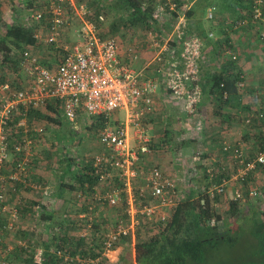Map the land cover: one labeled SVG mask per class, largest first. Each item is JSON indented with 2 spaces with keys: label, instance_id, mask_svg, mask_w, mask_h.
<instances>
[{
  "label": "built area",
  "instance_id": "built-area-1",
  "mask_svg": "<svg viewBox=\"0 0 264 264\" xmlns=\"http://www.w3.org/2000/svg\"><path fill=\"white\" fill-rule=\"evenodd\" d=\"M153 1L156 5L155 20L162 21L165 13H175L178 17L168 36L160 34L157 24L146 32V48L153 52V59L139 69L135 68L142 57L139 50L133 45L123 47L115 37H101L98 24L105 21V16L100 14L97 22L92 20V9L81 1L34 0L33 8L22 17L26 22L43 24L47 32L40 26L35 38L59 48L60 54L56 64L49 67L41 62L36 53L25 50L21 54V67L27 78L24 86L17 90L11 84L0 83V216L6 231H13L20 220L18 207L10 205V200L13 194L15 197L17 184L25 182L24 178L33 162L36 140L32 133L37 136L44 134L42 127L29 125V112L47 109L48 104L53 102L59 104L63 116L73 126L83 115L90 119H104L98 138L105 151L92 160L98 184L93 189L88 210L78 215V235L86 239L97 236L99 231L95 225L102 223L100 212L106 207L115 209L124 206L123 215L110 228L99 233L105 238L103 257L110 258L114 246L122 238L133 234L142 222L168 218L178 198L175 181L158 167L148 170L140 168L144 156L151 151L152 143L144 120L156 111L155 97L160 87L158 80L150 77L147 70L154 63L160 67L170 62L172 69L166 76V89H172L175 98L185 102V112L190 116L188 122L200 130L204 122L197 114L202 79L199 64L205 59L206 51L201 38L186 36L187 15L194 0ZM243 1L249 5L252 20L236 19L227 24L228 28L231 24L235 31H239L253 24L264 41V0ZM218 18L214 7L207 9V21L217 22ZM75 21L79 24L76 38L68 44L65 32ZM174 36L180 41L183 39L179 45V55H175L176 49L170 46ZM208 37L218 40L213 32ZM224 53L233 60L237 59V53L232 50ZM237 86L239 90H244L245 84L239 82ZM221 88L227 99L229 92L226 84L222 83ZM196 116L199 121H192L191 118ZM253 117L254 114L245 121L247 125L251 124ZM258 117L264 120L263 114ZM19 131L24 136L20 141H14L13 132ZM223 150L232 154L241 166V178L264 167V148L258 150L250 161L241 144L232 146L225 143ZM12 156L14 158L11 160ZM10 162L12 165L7 170ZM139 180L143 185L138 187ZM226 182L224 180L210 189L211 197L215 193L223 195L227 191ZM248 196L257 197L258 190L251 188ZM243 198V192L237 190L234 200ZM86 199L85 194L78 195L82 204ZM146 199H153L157 204L147 203ZM214 223L215 220L212 221ZM18 245L25 246L22 242ZM13 251L14 247H2L0 243L3 260ZM94 263L91 261L88 264ZM0 264L8 262L2 261Z\"/></svg>",
  "mask_w": 264,
  "mask_h": 264
},
{
  "label": "trees",
  "instance_id": "trees-1",
  "mask_svg": "<svg viewBox=\"0 0 264 264\" xmlns=\"http://www.w3.org/2000/svg\"><path fill=\"white\" fill-rule=\"evenodd\" d=\"M223 1L224 6L228 11L227 12L223 10V8H221L224 13L230 12V14H237V17L232 18V23L234 22L233 20L242 18L252 20L249 5L245 4L243 0ZM33 2L34 0H25V2L18 4L12 3L14 9V18L12 20V23H6L0 19V26L5 28V30L0 31V83L2 84L9 83V75L15 72L18 67H21L22 52H24L25 50L37 48L42 44L35 38V35L36 30L40 26H43V24L36 25L34 23H30L29 21L26 22L21 18L23 16H19L21 14L23 15L24 13H28L33 8ZM153 2V0H97L95 1L96 5L94 4V7L96 6V9L94 8L95 10H93L94 12L91 18L92 20L96 21L97 17L101 13L103 14V11L105 9L104 7L108 6L106 7L108 10L116 11V15H121L119 20L121 21V23H123V27L134 28L135 26H141L144 27L147 32L151 29L152 25L157 24L162 27V29H159L160 34L168 36L172 32L178 16L175 13H170L168 15H166L167 13H165L162 21L155 20L154 13L156 11V5ZM214 3L215 2L212 0L197 1V6L200 5L198 6V9L187 15L189 23L186 29V36L198 37L203 41L204 38L209 39V33H207V31L203 30L202 28L199 29L201 25L199 23L198 29L201 30L200 33H192L194 25H192L191 19L194 17L200 22L201 19H203V17L205 16V10H207L209 6L214 7L216 10L218 9L217 6L213 5ZM224 6L222 4V7ZM19 18H21L22 20L19 21ZM218 20L221 21V19L219 18ZM225 20L226 23H230L227 18H225ZM101 25L102 23L98 24L100 30L102 27ZM114 27L116 28L115 31H118V27L116 25ZM246 28H254L255 30H257L256 26L253 24L246 26L242 29V31ZM228 31H235L232 28L231 24L228 28ZM101 37L104 36L101 35ZM257 37L264 43V41L259 37V32L257 33ZM182 41H180L177 36H174V38L172 39L170 46L171 49H176L177 53L175 55L180 54L179 45L180 43H182ZM218 41H220V39L217 41L212 40L211 42ZM52 47L54 48L55 46ZM56 49H58L57 52L60 54V49ZM228 50H232L235 54L237 53L238 55H240L236 47L230 42V40L224 41L223 45H220L219 48L217 47L216 53L214 54V58L219 56V60H221V58L223 57L228 59L224 62L227 65L228 69H223L221 71H217L214 69L210 70L208 76H203L201 73V96L198 107L201 104L203 96L206 92L210 93V96L216 95L217 99H219L223 103H229V101L233 99L232 96V98H230L231 93L233 94L236 93V91H242L239 90L237 84L239 82H243L246 85V81L242 77V74H240V72L237 70L236 64L239 62V60H233L231 57H228L224 53ZM171 60L173 62V59H170V61ZM199 67L200 70L203 68L201 65ZM171 69L172 68L170 66V62L161 64L160 67L157 66L156 71L158 72L157 74L158 79L160 80V85H162V83L163 85L166 84V76ZM222 83L226 84V90L229 92V97L227 99L224 98V91L221 88ZM10 84L13 85L12 82ZM245 88L246 86L244 87V90ZM168 91L173 93L172 89H169ZM234 98L236 99L237 97ZM54 107H50L48 104L47 109H49L50 113L58 114L59 116V114L61 113L59 104L56 105V108ZM35 112L37 111H30L29 115ZM253 114L254 117L252 118L251 124L247 125L246 122L245 124L248 127H254L258 123L262 124L263 127H261V129L263 132L259 135L257 140L259 145L258 149L262 150L264 148V120L259 119L258 115H264V107L260 108L259 111H255ZM187 116L190 117L188 113ZM250 116H247L245 118V121ZM90 120L91 121L89 124L92 128H99L104 121L103 118H91ZM191 120L194 122L199 121L197 116L194 119L191 118ZM188 125L189 128H186V132L189 131L190 135L192 136L191 139L193 140H191L190 138L185 139L186 142H183L182 144L187 143V146H192L194 141L198 140V135L202 133V128L200 130H197L192 126L190 127V122H188ZM166 135L168 137L171 136L169 133H167ZM72 138L76 140L75 142H79V137L75 138V136H72ZM203 146H205V144H201L202 148ZM222 151L224 152L223 148ZM61 160H64L63 162L65 168L63 170L56 171V173H58V176H60L61 173V176H63V179L58 180V190H60L61 193L67 191H69V193H74V198L77 200L79 194H85L87 197V199L85 200L86 202L80 205L79 211H87L88 204L91 202L93 189L98 184V177L95 174L93 163L90 160L88 162H80L79 157H75L70 153H66L65 158ZM61 160L59 161L60 163H62ZM248 160L250 161L252 159L248 158ZM220 171L221 173H215L213 177L209 176V174H206L203 180L200 179L199 182H203L204 180H209V178H212V181L211 183H209V185H205V182L203 183L204 185L198 183L197 179L196 182L198 183V187L195 189V191H191L190 193L184 192L181 196L179 190H177L178 198L175 199L176 203L170 209L171 213L166 220H162L159 217L153 220V222H142L134 235L136 237L135 249L137 264H213L210 263V261L207 259L208 248L216 247L218 243H220V241H227L230 244H234L237 239L235 237L230 238L229 233L235 231L237 227H239V229L243 231L247 224L253 226L251 236L256 241H261L262 246H264V220H262L264 218V212L259 214L255 212L253 216H251V218H247V216H244L243 213L239 212L240 202L232 200L229 204V213L230 217H233L234 220L236 219L234 222L236 228H232L230 226L231 224H229L227 220H225L222 213L217 210L216 203L222 196V194L215 193L214 197H211L209 193V187L212 184L215 185L220 183L224 178H229L227 174L223 172V170ZM67 179L70 180L69 184L65 183V180ZM16 194H18V187ZM145 201H147V203L157 204V202H155V200L153 199H146ZM23 205H25V202ZM20 206L21 204L17 205V207H19L18 210L20 212V217L24 219L25 217H28L27 215L30 213V208H28V206ZM115 209L121 211L124 210V208L120 206ZM60 219L54 221L53 224H48V227H46V229L42 228V231H44L45 235L40 241L39 238L41 231L39 232L37 231V229H33V232L31 234L30 230L32 228H29V226L26 230H16V238H19L16 241H23L25 246L17 245L14 248L12 254L17 255L16 258H23L22 264H88L91 261H97L101 258H104L103 251L105 249V238L99 236V232L101 229L100 227L103 225L102 223H99L101 226H99V224L95 225V228L97 227L99 231L98 235L86 239L82 238L80 235H78V233L73 234V232L77 230L76 228H78V219L77 221L73 220L68 222L65 220L61 221ZM213 220H215L214 224H212ZM4 225V220H2L0 216V238H7L6 236L11 233V231H6L4 229ZM74 226H76V228ZM73 227L75 228V230ZM145 231H148L149 233L152 232V234L147 235L150 236L147 239H145V237L147 236L143 235ZM132 236L133 235L131 234L128 237H124L121 239V241L123 239H126L127 243L128 241L132 242ZM0 243L2 247L6 246L2 242ZM37 244L43 251L41 255V262L39 263L36 262L35 247L38 248ZM117 247L118 244L114 246V250H116ZM2 261H7L8 264H17L15 263L14 258L11 259V257H7L3 260L2 256H0V263Z\"/></svg>",
  "mask_w": 264,
  "mask_h": 264
},
{
  "label": "crops",
  "instance_id": "crops-1",
  "mask_svg": "<svg viewBox=\"0 0 264 264\" xmlns=\"http://www.w3.org/2000/svg\"><path fill=\"white\" fill-rule=\"evenodd\" d=\"M197 1L198 0L194 1V4L190 9L189 14L191 12H193L194 10L198 9V6H200V5L197 6ZM212 1H217V0H212ZM221 1H223V0H221ZM19 2L22 3V2H25V0H19ZM208 8H210V6ZM222 8H223V10L225 9V7H222ZM206 11L207 10H205V12ZM225 11H227V10H225ZM24 15H25V13L23 15L21 14L19 16L21 17ZM231 15L237 17L236 16L237 14H235V13H232ZM218 17L221 19V21L218 20L217 23H211L210 21L209 22L207 21L208 25H210L207 28L208 29L207 33H210V32L215 33V36L218 38V40L220 39V41L211 42L212 40L209 41L208 38L207 39L204 38V41L206 43H208L207 45L212 44V45H209V48L207 46V49L205 51H206V53H207V51L209 53L211 52V54L214 55L216 53L217 47L219 48L220 45H223L224 41L230 40V42L236 47L237 51L239 52L241 59L244 58V59L240 60L236 64V66H237V70L240 72V74H242V77L246 81L247 87L245 88L244 91L242 90L241 92L236 91V93H233V94L231 93L230 98L233 97V99H231V101H229V103H223L222 101L217 99L216 95L210 96V93H207V92L204 94L203 100L198 107L199 110H198L197 114H199V116L203 115L205 117V119L202 118L204 120L203 121L204 122L203 127H205V130H202L203 129V127H202V129H201L202 133L200 135H198L199 136L198 140H195L193 144H195L197 146H200L201 144H205V148H204L205 151L202 150L203 151L202 155L206 154L207 163L208 164L210 163V165L212 167L204 168L203 172H206V173L203 175L200 174L199 171L195 170V169H193V171H191L190 173L186 172L185 174L187 176H189V179H191V180H188L187 183L185 181L186 187L183 190L178 188L179 185H177L176 179H173L176 183L177 190L179 189L181 196H182V193H184V192L190 193L191 191H195V189L198 187V185H197L198 183L196 182L197 179L205 176L206 174H209V176L212 177V175L214 176L215 173H221L220 170H223V172L226 173L229 178H231L232 174L234 172H229V170L227 168L228 165L225 164V162L222 161V159H221L222 158L221 156H223L224 154L226 155V153L222 151L223 145L225 143H228L232 146H239V144H241L245 150L246 157L253 159L259 150L258 149L259 145H258V141H257L258 137L263 132L261 129V127H263L261 123H258L256 125L258 127H256V126L248 127L245 124V118L247 116H250V114L252 115L255 111H259L260 108L264 107V57L260 58L259 56H257V58H255V56L248 55V54H251V52L258 55L260 53L259 50H261V52H262V49L264 50V43L258 39L257 35H256V37L254 36V31L257 32V30H252V28H246L243 31L242 30L228 31L227 25L225 24L226 22L224 23V21H225L224 12L221 10H218ZM221 23H222V26H220ZM69 30H70V28H67V30L65 32V38L66 39L69 36V34H68ZM44 31L46 33L47 29L44 28ZM41 43H42V41H41ZM145 46H146V44H145ZM141 56H142L141 61H139L135 65V68H137V69L141 68L145 63H147V61H151L153 59V52L148 50L145 54H144V52L141 53ZM206 56H207V54L205 55V58L207 59ZM206 59L202 60V62L206 63L205 62ZM202 67H203L201 69L202 75L208 76L209 75L208 73H210V72L207 70V72H205V75H204V69L205 68H204V66H202ZM213 68H214V70H217V71H221L223 69H228L227 65L225 63L217 62V61L213 62ZM156 69H157V65L154 63L147 70V72H148V75L150 77L156 78L158 80V84H159L160 80L158 79V74H157L158 72L156 71ZM159 86L160 87L158 88V91H157V94L155 97V99H156V111L152 114H149L146 117V119L144 120V124H145L146 128L148 129L149 133H151L152 130L156 129V127H159L161 125L164 126V118H166V119L168 118L167 112H168V116H169V113L176 111V109L173 110L172 108L169 107L168 104H170V103H167V101L169 102L172 98H175L173 93L168 91L166 89V85H163V83H162V85L159 84ZM234 97H237V98L235 99ZM175 100L178 101L179 99L175 98ZM178 104H179V107H181L180 110L182 112L181 113L182 117L184 119L187 118V120H186L187 124L185 127L189 128V125H188L189 117L187 116V113L185 112V109H184L185 102L180 99L178 101ZM49 106L50 107L55 106L54 108H56V104L54 102L50 103ZM60 112L61 113L58 116V114L50 113L49 109H43V110H40V111H37L35 113L28 115V123L31 122L30 120L32 118L35 119V117H38V116L44 117L49 121V123H48V127H49L48 135L46 133H44L43 136H37V135L32 133V137H35V140H36L35 146L37 145V147H38V145H40L38 147V149L36 147V149H35L36 153L34 152L33 157H36V155H38L39 150L41 151V149H45L47 151L46 155H48L49 157L51 156V158L55 157L57 159V160L55 159L56 162L59 163V161L62 159V153L64 152V154L66 155V153H69L71 151L67 148H64V149L60 148V147H62L63 144L65 146H67V145H70V143L71 144H77L81 141H84L83 138L80 139L79 142L78 141L75 142L76 140L74 138L69 139L68 134L71 133V129L70 128L66 129L64 127V125L61 124V121L64 120V121H66V123L68 125H70V126H72V125L70 123H68V121L65 119L61 110H60ZM83 117H85V116L83 115ZM88 119H90V118H88ZM157 119H159V123L156 121ZM90 121L91 120L88 121V124L90 123ZM89 126L91 127L90 124H89ZM75 127H76V124H75L74 128ZM190 127H191V125H190ZM34 128H35V126H34ZM72 134H73V132H72ZM166 134H167V132H166ZM186 134L190 135V133H188V132ZM45 135H46V137H44ZM65 136H68V137L65 138ZM191 137L192 136L190 135L188 138H184L182 140V143L186 142L185 139H189V138L191 139ZM49 138H50V140H49ZM191 140H193V139H191ZM133 144H134L133 141H131L132 146H133ZM152 144H153V142H152ZM193 144H192V146H193ZM183 145L187 146V143L183 144ZM187 147L189 148L191 146L189 145ZM255 148H256V150H255ZM191 152H192V149H191ZM188 154L191 155V159L189 160V163H192V162L195 164L198 163L195 161L196 155L191 154L190 151H188ZM199 154H200V152H199ZM202 155L201 154L199 155L200 158H203ZM229 155H231V157L233 158L232 154L229 153ZM73 156L76 157V154H73ZM33 160H34V158H33ZM92 160H93V157L90 158L91 162H92ZM228 164H229V167H232L231 163H228ZM196 165H200V163H198ZM32 166H34V165L31 164V166L29 167V169L31 168V170H30V172L28 171L29 173L27 175V180H25V182H23V183L20 182L17 184L18 196L20 197V203L19 204H21L20 207L28 206V208H30V213L27 215L30 217H25L23 219L22 224L24 226H22L21 229L26 230L28 225H29L32 228L30 230L31 231L30 234L33 232V229H37V231H39V232L41 231L40 238H39V241H40L45 235L44 231H42V228L46 229V227H48V224H50V223L53 224V222L56 221L57 219H60V217H61V219H60L61 221H64V220L67 221L68 218L70 220V215H71L70 210L72 209L71 198H72V195L74 198V193H69V191L61 193V191L58 190V180L63 179V176H61L62 173L60 176H58V174L55 176L56 183H55V181H54V183H52L51 181L48 180V179H51V176H53V174L52 175L46 174V175H43V177H47V179L45 180V182L43 180L41 181L42 185H39V186L34 185V182L40 180V177H39V175L36 176L37 172L34 170V168ZM154 167L159 168V166H157V165ZM57 168H58V166L56 167V169ZM263 168L264 167H259L255 171H252L250 173L249 179H251V177H252V179H251V180H253L252 183L254 181H256L257 179H259L260 175H262V174L264 175V170L260 171V169H263ZM187 170H191V169H187ZM164 174L169 178L171 176L169 173H164ZM168 175H170V176H168ZM234 179H237V177H234L233 180L229 179L230 181L226 180L227 181L226 182L227 183V192L223 196L224 199H227V200L232 199L233 201H235L234 200L235 195L234 196H232V195L237 190L243 189L247 195H245L243 199L237 201V202H240V204H242V202L244 200L246 201V200L257 199L260 196V193H261L260 191H262L264 193V186L260 188L261 190L259 188L253 187V186H250V187L245 189V187L248 186V184L246 183L247 180L244 182L243 179L238 180V181H234ZM209 181H211L210 178H209ZM240 182L241 183L244 182V184H241ZM65 183L69 184L70 180L69 179L65 180ZM213 187H214L213 185H210L209 191ZM251 188L258 190V196L257 197L248 196ZM198 190H200V189H198ZM30 192L33 193V195L38 194L39 197H34V198L30 199L32 197V195L27 194ZM27 197H30V198H27ZM24 202H25V205H23ZM247 202H249V201H247ZM247 202H245V204ZM248 205H249V203H248ZM15 206H17V205H15ZM59 206H61V212L58 211V210H60L58 208ZM120 207L125 208L124 206H120ZM107 208L108 207H106V209ZM109 209H114V208H109ZM241 209H242V207H240V210ZM249 210L251 211L250 218H251V216H253V214L255 212L258 214L263 213V212H258L257 209L254 208L253 206L251 208H249ZM123 212H124V210H122V215H123ZM100 217H101V219L102 218L105 219L106 215L104 214V211L100 212ZM117 218H119V217H117ZM116 219L113 221V223L111 225H113L115 223ZM225 220H227V219L225 218ZM262 220H264V218ZM26 223H29V224L26 226L25 225ZM47 231H48V229H47ZM135 232L132 234L133 235L132 236V242L128 241L127 245L130 244L128 250H126L124 248V247H126L125 243L127 242V240L123 239L122 241H120L121 243L118 244V247L116 248V250H113L114 252L109 256L110 258H106V257L101 258L100 260L95 261L94 264H137L136 249H135V244H136L135 238L136 237L134 236ZM149 237L150 236H147V237H145V239H147ZM28 239H29V237H28ZM39 241H38V243H39ZM19 242L24 243L23 241H18V244H19ZM37 246H38V244H37ZM35 248H36V253L38 251V253L36 255V258H37L36 262L39 263V262H41V255H42L43 251L41 248H39V246H38V248L37 247H35ZM125 252L128 254H126ZM12 253L9 255V257L14 258L15 263L22 264L23 258H21V257L16 258L17 255L12 254Z\"/></svg>",
  "mask_w": 264,
  "mask_h": 264
},
{
  "label": "rangeland",
  "instance_id": "rangeland-1",
  "mask_svg": "<svg viewBox=\"0 0 264 264\" xmlns=\"http://www.w3.org/2000/svg\"><path fill=\"white\" fill-rule=\"evenodd\" d=\"M95 1L97 0H81V2L85 3L90 9H92V12H94L93 10H95L96 6L94 7ZM214 5L217 6V12L218 10L222 11V4L224 6V1L221 0H217L214 1ZM223 2V3H222ZM12 3H20L19 0H0V19L3 20L4 22H8V23H12L13 20V16H14V9L12 6ZM96 5V4H95ZM108 7V6H106ZM106 7H104V11H103V15L105 16V21L102 23V27H101V35H103L104 37H115L116 39H118L120 41V43L122 44L123 47L129 46V45H133L135 46L140 53L144 54L148 51L146 49L145 46V37L147 36L146 33V29L144 27H134V28H125L123 27V23H121V21L119 20L121 15H116V11H110L108 10ZM225 7V6H224ZM95 8V9H94ZM226 10V8L224 9ZM102 14V13H101ZM93 16V15H92ZM204 16V15H203ZM235 16L231 15L230 12L229 13H224V18H227L229 21H232V18H234ZM19 21L22 20L21 18L18 19ZM192 20V21H191ZM190 21L192 22V25H194L192 33L195 34H199L201 30L199 29H203L205 31H207L208 27L210 25H208L207 20H206V14L203 17V19H201V21L199 22L196 18H192ZM197 22V23H196ZM209 22V21H208ZM218 22V21H217ZM215 22V23H217ZM226 22V20L224 21V23ZM198 23L201 24L200 28L198 26ZM225 24H229V23H225ZM118 27V31H115V27ZM222 26V23L221 25ZM45 28V26H43ZM79 24L75 21L72 22L71 26L69 27V36L66 39V42L68 44H71L75 41L76 38V32L78 30ZM199 28V29H198ZM159 29H162V27L159 26ZM5 30V28H3L2 26H0V31ZM252 30H255L254 28ZM258 32L254 31V36L256 37ZM261 41V40H260ZM262 42V41H261ZM205 44V50L207 49V46L209 48V45H207L208 43H204ZM248 47V46H247ZM243 48V47H242ZM58 49H56V47H52L48 44H46L45 42L42 41V44L39 45L37 48H33L31 49L32 52L36 53L38 55V57L40 58L41 62L46 65V66H54L56 64V60L59 57V53L57 52ZM259 54L256 55L255 53L248 54V55H252L255 56V58H257V56H259L260 58L264 57V50L262 49L259 50ZM207 59L205 60L206 63L201 62L200 65L204 66L205 70H204V75L205 72L208 70H213V62L217 61V62H225L228 59H226L225 57L221 58V60H219V56L214 58V55L211 54V52L209 53L207 51ZM244 54V53H243ZM237 59L240 61L244 58L241 59V56L237 54ZM52 64V65H51ZM202 73V70H200ZM9 78V83L10 84L12 82V87L14 89H21L22 86H24V84L27 81L26 75L24 74V71L21 67H18L17 70L13 73H11ZM246 83V82H245ZM2 84V83H1ZM247 87V84L245 85ZM1 96V94H0ZM179 101V100H178ZM178 101L175 100V98H172L169 102L167 101L170 108H172L173 110L176 109L175 112H171L169 113L168 116V112H167V119L164 118V126H159L156 127V129L152 130L151 133H149V135L153 138L152 142V147H151V151L149 154H147L146 156H144V159L142 161V163L140 164V168L143 170H148L150 168H153L154 166H159V169L162 170L164 173H169L170 178L171 179H176V183L177 185H179V189L183 190L186 187V183L188 182L189 176H187L185 173L188 172L190 173L191 171H193V169L198 170L200 174H205L206 172H203L204 168H209L212 167L210 165V163H207V156L206 154H203V151H205V146H203V148L195 144H193V146L191 147H187L186 145L182 144V140L184 138H188L190 135L186 134L187 131L186 130V120L187 118H183L181 115V107H179ZM170 110V109H169ZM34 117V116H33ZM201 118L205 117L203 115H201ZM163 119V118H162ZM90 119H88L86 116L83 117L81 116L79 118V120L77 121L76 127L74 128V126H70L66 123V121L62 120L61 124L64 125V127L70 128L71 129V133L68 134L69 139H72V136H75V138L79 137V140L83 138L84 141H81L77 144H71L65 146L64 144L62 145V149L67 148L69 150H71L69 153L70 154H76V157L80 158V162H88L90 160V158L99 155V154H103L104 153V148L103 146L100 144L99 142V138H98V132H99V128H91L88 124V121ZM203 120V119H202ZM31 122L29 123V125L31 127L35 126V127H42L44 129V133H46L48 135L49 133V127H48V123L49 121L44 118V117H35V119H31ZM159 123V119L156 120ZM204 121V120H203ZM90 127V128H89ZM185 127V128H184ZM74 128V129H73ZM185 130V131H184ZM202 130H205V127H203ZM73 132V134H72ZM166 132L169 133L171 136L168 137L166 136ZM189 133V131H188ZM75 134V135H74ZM13 139L14 141H20L21 137L24 136V134L22 133V131H19V133H14L13 132ZM61 136V135H60ZM68 136H65L68 137ZM194 136V135H193ZM46 137V135L44 136ZM64 137V136H63ZM167 139V140H166ZM50 140V138H49ZM40 145H38L39 147ZM69 146V147H68ZM36 146H34L33 151L36 153ZM37 147V149H38ZM196 147V148H195ZM192 149V152H191ZM256 150V148H255ZM188 151H190L191 154L196 155V159L195 161L200 163V165H196L198 163H189V160L191 159V155L188 154ZM202 151V152H201ZM221 151V150H220ZM203 156V158H200V154ZM47 154V151L45 149H41V151H38V155H36V157H34V160L32 162V166L34 168V170L37 172V175H39L40 180L35 181L34 185H42V180L45 182V180L47 179V177H43V175L46 174H50L53 176H51V179H48L49 181H51L52 183H54L55 181V176L58 173H55L56 171H60L63 170L64 167V160H61L62 163H57L56 162V158L53 157L51 158V156L49 157ZM51 154V153H50ZM68 154V153H67ZM64 156H66L64 154V152L62 153V159L65 158ZM222 161L225 162V164L228 165V170L229 172H234L232 174V177L229 179H232L234 177H237V179H234V181H238V180H242L245 182L247 180V184L248 186L245 187L248 188L250 186L256 187V188H261L264 186V175H260L259 179H257L256 181H254L252 183L253 180L252 177L251 179H249L250 173L244 177L241 178L239 177L240 175V171H241V166L239 164L236 163V161L231 157V155L229 154H224L223 156H221ZM14 158V156H12L11 160ZM56 159V160H55ZM231 163L232 167H229V164ZM194 164V165H193ZM11 162L7 164L6 168L7 170H10L11 167ZM191 165V166H190ZM58 166V168L56 169V167ZM187 169H191V170H187ZM234 169V170H233ZM31 168H28V171L30 172ZM264 170L263 169H260ZM28 172V173H29ZM240 172V173H239ZM205 176L200 177L198 179V183L203 184L205 182V185H209V183H211L212 178L209 180H204L203 182H199L200 179H204ZM25 180H27V176L26 178H24ZM23 179V180H24ZM53 179V180H52ZM229 179H222V181L220 183H218V185H220L224 180L226 181H230ZM186 181V183H185ZM241 183V184H244ZM29 183V182H28ZM41 183V184H40ZM56 183V181H55ZM185 183V184H184ZM233 183V182H232ZM143 183L141 180L138 181V187L142 186ZM204 185V184H203ZM213 185V184H212ZM217 185V184H215ZM213 185V186H215ZM178 189V190H179ZM235 190V189H234ZM244 196L247 195L245 193V191L243 189H240ZM261 190V189H260ZM227 192V191H226ZM226 192L222 195V197L219 198V200L216 203L217 206V210L220 211V213H222L223 217L227 219V222L230 223L232 228H236L235 225V220L233 219V217H230V213H229V204L232 201V199H224V195L226 194ZM260 196L255 199V200H244L245 202H247L245 204V202L243 201L242 204L239 203V206L242 207V209L240 210L239 207V212L243 213L244 216L250 217V213L251 211L249 210V208H251L252 206L254 208L257 209L258 212H264V193L262 191H260ZM28 195H32V197H27V198H34V197H39L38 194L33 195V193H27ZM235 193L232 195L234 196ZM23 200V199H22ZM72 204L71 207L72 209L70 210V220L68 218L69 221H77L78 219V215L81 213L79 211V207L80 205H82V202L75 198H71ZM20 203V197L18 196V194H15V197L13 196L10 200V205H18ZM249 203V205H248ZM251 206V207H250ZM61 212V206L58 207ZM104 214L106 215L105 219H101L102 220V226L99 224V226H101L100 231L101 230H105L107 227L110 228L109 225H111L113 223V221L117 218L120 217L122 215V211L118 210V209H109V208H105L104 210ZM30 217V216H28ZM242 218V217H241ZM3 220V219H2ZM67 220V219H66ZM67 220V222H68ZM23 222V218L20 217V220L17 222L16 228L11 231V233L6 236L7 238H0L1 242L4 245L7 246H12V247H16L18 245V242L16 241L19 238L17 237V233L16 230L18 231H22L21 227L24 226L22 224ZM29 223H26L25 225L27 226ZM29 226V225H28ZM143 226H147V225H143ZM76 228V226H74ZM73 227V228H74ZM30 228V226H29ZM74 228V230H75ZM77 230H75L73 232V234L78 233V228H76ZM146 229V228H145ZM253 230V226L250 224H247V226H245L244 230L242 231L241 229H239V227H237V229L235 231H232V233H229L230 238L235 237L237 239V241L234 244H230L227 241H223L218 243V245L216 247H209L208 248V252H207V259L210 261V263L213 264H264V246H262L261 241H256L252 236H251V232ZM148 231H145L143 233V235L147 236L148 234H152L151 233H146ZM16 233V234H15ZM100 233V232H99ZM19 234V233H18ZM128 243H125L124 247L126 250L129 249V245H127ZM38 253V251H37ZM36 253V255H37ZM126 253V252H125ZM128 254V253H126ZM128 256V255H127ZM12 259V258H11ZM37 259V258H36Z\"/></svg>",
  "mask_w": 264,
  "mask_h": 264
}]
</instances>
